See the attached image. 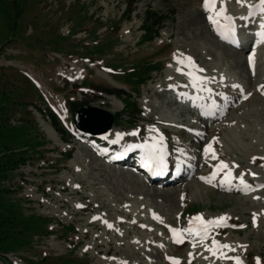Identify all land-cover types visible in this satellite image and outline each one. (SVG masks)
Wrapping results in <instances>:
<instances>
[{
    "label": "rangeland",
    "instance_id": "rangeland-1",
    "mask_svg": "<svg viewBox=\"0 0 264 264\" xmlns=\"http://www.w3.org/2000/svg\"><path fill=\"white\" fill-rule=\"evenodd\" d=\"M253 1L241 5L225 0L227 14L242 32L247 21L259 22L260 12L245 16ZM203 3L0 0V67L15 68L26 77L12 70L0 75L6 82L0 81V93L3 87L17 103L39 102L45 109L40 112L32 104L12 107L10 151L29 152L32 158L1 180L9 190L4 203L19 204L24 215L35 214L51 230L45 233L36 222L13 220L8 238L0 242L2 264H173L170 258L179 264H235V256L242 264H264V42L251 51L225 46L212 34L210 12ZM215 7L220 8L219 0ZM144 18L156 24L152 40L144 38ZM59 36L69 37L59 38L63 49L117 39V55L109 52L95 62L76 54L63 56L61 46L52 49ZM253 47L258 56L254 70L247 62ZM152 58L165 63L138 74ZM54 59H59L56 66ZM89 74L94 84L118 92H98L87 83L90 89L81 93L75 85ZM199 97H208L205 107H198ZM69 98L74 106L112 113L114 133L94 142L76 130L74 111L66 106ZM6 100L1 97L0 106L8 105ZM126 101L135 103L138 111L129 109ZM48 112L56 115L62 132ZM159 136L165 155L181 156L187 167L176 185H151L106 157L107 150L122 153L128 145ZM209 144L214 153L206 155ZM229 173L233 182L226 183ZM198 215L227 219L211 226L206 239L186 232L177 243L170 227L187 229ZM213 240L231 249H214Z\"/></svg>",
    "mask_w": 264,
    "mask_h": 264
},
{
    "label": "trees",
    "instance_id": "trees-1",
    "mask_svg": "<svg viewBox=\"0 0 264 264\" xmlns=\"http://www.w3.org/2000/svg\"><path fill=\"white\" fill-rule=\"evenodd\" d=\"M127 5H128V3H127ZM143 24L144 25H143L142 29L144 32L143 33L144 38H146L147 40H152L154 38V36L157 34V29L155 27L156 24L149 25L148 20L146 18L143 19ZM59 38H64V40H65L69 37L59 36V37H56L55 39H53L56 46H54L55 48H52V49L55 50L57 48V46H61V47L63 46L64 47L62 42H60ZM26 40H28V39H26ZM117 42H118V40L114 39V41H111V42L102 41L101 43H96L95 45H91V46L87 45L86 47L83 45H80L79 43H75V49H69V48L63 49V47H62L60 49V52L63 56L71 57L69 55L76 54L80 57L84 56V58H82V59H86L87 61H90V62H95L96 57L104 56V55H106V53H109V52L111 54H113V56L117 55V52L115 50V44H117ZM35 45H36V43H34V44L30 43L31 47L32 46L35 47ZM73 48H74V46H73ZM153 61H154L153 58L149 61H146L145 66L141 70H139L138 74L143 73V69L146 73L148 72V74L152 70H155V68H153V65H155L157 62H153ZM51 63H52V65L56 66L59 63V59H57V60L54 59ZM113 63L114 62H112V65H113ZM112 68L114 70L115 66ZM146 69H147V71H146ZM9 70L16 71L17 74L21 73L23 75L21 77H23V78L25 77V75L22 72H20L19 70H16L15 68H12V67H0V75L2 77H5V75L8 74L7 72ZM91 76H92L91 74L85 76V79H84L85 83L82 81V84L81 85H75V88L79 89L81 93H87V91L90 89V88H88V86H91L92 90H96V91L102 92V93L103 92H105V93L118 92V89H112V88H108V87L105 88L100 84H94L93 82H91ZM133 76H135V75H133ZM128 77H130V76H128ZM0 81H1L2 85H6L5 84L6 82H4L2 78L0 79ZM87 83H90V85L86 86ZM71 90H73V89H71ZM37 91L39 93V95H38L39 101L41 100V102H42L43 95L39 92L38 89H37ZM12 95L13 94L11 92H8V91L5 92V90H3V87H2L1 93H0V98L5 96V98L7 99L6 104H8V105L4 104V105L0 106V154H1V152L3 153V155H0V242L4 239L8 238L7 226H9L13 222V220L16 221L17 219H19V221H20L19 223H23V224H30V222H36L41 229L45 230V233L46 232L50 233V231H51L49 229V227L46 226V221L45 220L42 221L41 219H38L35 214L24 215L22 213L23 208L19 204L13 205L14 204L13 203L11 205H8L7 203H4L5 202L4 195L7 194L9 192V190H8V188L3 187L1 185V180L8 179L9 177L7 178V176H10L9 173H11L13 171V168H15L18 163H22L27 158H32L31 156H28L29 152H26L27 155H24V153L20 154V153H15V152L10 151L11 147L8 145L7 140L14 138V136H12L9 132V129L12 128V126L9 124L10 112H14L12 110V107L14 105H20V104H25V105L26 104H32L40 112L44 113V111H45V109L41 108V106L39 105V102L35 103V102H28V101L22 100V101H18V103H17L16 99L13 98L14 95L13 96ZM23 95L25 96L26 92H24ZM126 105L128 106L129 109H131V110L135 109L138 111L137 106L135 107L134 106L135 103H133L132 101H128V102L126 101ZM66 106H67V109L69 111H75V109L77 108L76 105L74 106V104H72V100L70 98L66 100ZM48 113H49L48 117L50 116L49 118L52 119L53 126L57 130L62 132L63 130L61 129V126L58 123L56 115L53 112H48ZM22 130H24V132H25L26 129L22 128ZM19 133L21 136H23V134L21 133V130L19 131ZM26 133H27V131L25 132V134ZM15 139H16V137H15ZM2 148L4 149V151L1 150ZM37 221H39V222H37ZM14 225H15V222H14ZM10 228L13 230L12 226H10ZM13 232L18 233L19 231L13 230ZM81 263L89 264L88 260H81Z\"/></svg>",
    "mask_w": 264,
    "mask_h": 264
},
{
    "label": "snow or ice",
    "instance_id": "snow-or-ice-1",
    "mask_svg": "<svg viewBox=\"0 0 264 264\" xmlns=\"http://www.w3.org/2000/svg\"><path fill=\"white\" fill-rule=\"evenodd\" d=\"M238 3L241 5H244L246 0H237ZM217 3V0H204L203 7L205 8L206 11L210 12L208 15V20L212 23L214 26V30L217 32V34L221 35L223 39H229V38H234L236 35V25H235V18L227 14L226 6H225V0H219L220 3V8L217 9L215 7ZM259 7V12H260V18H259V29L257 31V36L260 38H264V0H258V5H253V4H248V10H249V15H252V9L254 7ZM241 19H245V17H242ZM238 42V40H237ZM261 42H264V39H262ZM254 53H255V47H253V51L248 54V63L249 66L253 68L255 66V61H254ZM187 60L189 64L193 63L191 57H187ZM182 63V61H178ZM188 65H185L187 67ZM180 71H183L184 69H178ZM189 75H191V72H189ZM233 87L239 88V85H233ZM264 87V86H261ZM250 95V94H249ZM241 98H246V96L241 93ZM133 135L136 133L133 132ZM215 139V138H214ZM163 141V136H159L156 140L152 142H144L143 144H131L128 145V148H143L145 150L146 154V159L147 163L144 164V167H158L161 170L163 169L166 161H165V155H164V145L162 143ZM205 154L207 155L210 151L214 153V149H212L211 144L205 146ZM255 160V158H253ZM221 166L223 167H228L224 161L220 162ZM231 173H229V176ZM253 175H256V173H253ZM203 179V177H201ZM227 179V177L225 178ZM241 183L245 184V189L248 188V185L244 182L243 177H240ZM260 187H264V185H260ZM158 218V217H157ZM227 219L226 216H220L217 218H214L212 220L205 221L202 216H197L195 217L196 221H199V224L195 227H189L187 229H175L170 227V231L174 234L173 238L177 243L182 242V236L183 233H193L195 236L200 237L202 240L206 239L208 236L209 228L211 226H220L218 222H223ZM255 219V218H254ZM111 227V225H109ZM179 233V235L177 234ZM213 245H219V242L216 240L212 241ZM222 248H230L229 245L224 244V245H219ZM215 254V253H214ZM228 258V257H225ZM173 260V264H179V261L177 258H170ZM235 261V264H242L241 258L239 256L231 257ZM126 264V262H125Z\"/></svg>",
    "mask_w": 264,
    "mask_h": 264
},
{
    "label": "water",
    "instance_id": "water-1",
    "mask_svg": "<svg viewBox=\"0 0 264 264\" xmlns=\"http://www.w3.org/2000/svg\"><path fill=\"white\" fill-rule=\"evenodd\" d=\"M113 121L114 117L108 110L91 105H82L73 114V122L78 130L99 136L110 132Z\"/></svg>",
    "mask_w": 264,
    "mask_h": 264
},
{
    "label": "bare ground",
    "instance_id": "bare-ground-1",
    "mask_svg": "<svg viewBox=\"0 0 264 264\" xmlns=\"http://www.w3.org/2000/svg\"><path fill=\"white\" fill-rule=\"evenodd\" d=\"M251 4L256 5V4H254V3H251ZM255 8H256V7H255ZM248 11H249V10H248ZM252 13H253L252 15H254V12H253V11H252ZM252 15H250L249 17H252ZM256 56H257V54L254 53V58H255V60H256ZM257 59H258V56H257ZM247 61H248V58H247ZM115 129H116V128L113 127L109 134L112 135V134L114 133ZM231 177H232L231 175H230V176L228 175V176H227V179H225V182L228 183L229 181H231ZM76 192H77V191H76ZM256 215H257V214H256ZM199 216H200V215H199ZM201 216H202V215H201ZM196 217H197V216H196ZM202 217H203L204 220H206V221L208 220V219L205 218V216H202ZM211 219H214V218H211ZM211 219H209V220H211ZM195 221H196V220H195V217H194V218L190 219L189 222L191 223V222H195ZM219 223H220V222H219ZM230 242H231V241H230ZM234 242H235V241H234ZM212 244H213V243H212ZM228 245H229V244H228ZM212 246L214 247V249L219 248V245H212ZM229 246H231V245H229ZM209 247H210V246H209ZM230 249H231V248H230ZM230 249H229V250H230ZM218 250H219V249H218ZM226 250H227V249H226ZM219 251H220V250H219ZM224 252H225V251H224ZM214 253H215V252H214ZM218 253H219V252H218ZM229 253H231V251H230ZM224 254H225V253H224ZM222 257H223V255H222Z\"/></svg>",
    "mask_w": 264,
    "mask_h": 264
}]
</instances>
